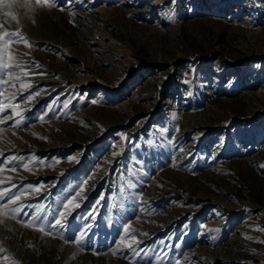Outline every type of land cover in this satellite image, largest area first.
I'll list each match as a JSON object with an SVG mask.
<instances>
[{
    "label": "rangeland",
    "instance_id": "1",
    "mask_svg": "<svg viewBox=\"0 0 264 264\" xmlns=\"http://www.w3.org/2000/svg\"><path fill=\"white\" fill-rule=\"evenodd\" d=\"M52 2H0V264H264V0Z\"/></svg>",
    "mask_w": 264,
    "mask_h": 264
},
{
    "label": "snow or ice",
    "instance_id": "2",
    "mask_svg": "<svg viewBox=\"0 0 264 264\" xmlns=\"http://www.w3.org/2000/svg\"><path fill=\"white\" fill-rule=\"evenodd\" d=\"M0 2H3V0H0ZM36 4L38 5H47V6H55V4L52 2V0H35ZM6 15H11V13H6ZM15 19V17H13ZM0 27H2V25H0ZM22 41L26 46L31 47V43L22 35V33L16 31V32H3L0 33V84H8L9 81L3 79L4 74L6 73L9 77L15 79V80H20L19 76H14L13 77V73L11 71H8L9 69L13 68V67H20V64H12L10 63V61L13 60V56L12 55H7V57L5 58V50L7 49V46L10 43H14V42H19ZM37 67H40L39 64L36 65ZM21 71L24 72L25 75H28L29 73L27 72V70L25 69H21ZM12 87H15V84L11 85ZM20 87L22 89H27L31 87L30 83H25L23 81H21L20 83ZM13 97H9L8 99H12ZM31 96L28 97V100H31ZM93 103H95V101H93ZM65 107H67V105H65ZM11 108L12 113H13V117L15 116H20V112L18 111L19 106L18 105H7V104H2L0 103V124H5L7 123V119H12L13 117H8L7 119L4 117L3 113H5V111ZM41 119H43V117H41ZM175 119V117H174ZM22 123V118L21 119H17L15 120V123L13 125V127H19L20 124ZM124 139H126V137H123ZM117 155V153H113V157H115ZM15 159H19L18 157H16ZM69 159H75L74 157H70ZM110 163V162H108ZM28 165H25V168H27ZM99 170V169H98ZM94 178V177H90ZM86 183V182H85ZM40 189H34V191H39ZM7 194V190H4L3 192H0V200H2L4 198V196ZM77 195H79V193H77ZM19 197H16L15 200H10L8 203H4V204H0V216H9V217H15L16 215H19L21 212V207H13L10 208L8 206L9 203L11 204H15L16 200H18ZM72 204V201L69 200L68 204H65V209L68 208V205ZM65 214L61 213V217H63ZM34 223V221L32 222ZM56 225L59 226H63L62 224V220H57L56 221ZM37 230L39 231H44L43 227H39ZM127 231V229H126ZM47 234V233H46ZM83 237H79L77 238L75 241H70V242H74L76 244H80L82 242Z\"/></svg>",
    "mask_w": 264,
    "mask_h": 264
},
{
    "label": "bare ground",
    "instance_id": "3",
    "mask_svg": "<svg viewBox=\"0 0 264 264\" xmlns=\"http://www.w3.org/2000/svg\"><path fill=\"white\" fill-rule=\"evenodd\" d=\"M260 5H261V4H257L258 7H260ZM261 7H262V6H261ZM162 104H163V103H162ZM191 128H192V127H191ZM193 128H195V127H193ZM75 144H79V143L76 142ZM189 146H190V145H189ZM7 148H8V147H7ZM190 148H191V147H190ZM8 149H9V148H8ZM188 149H189V148H188ZM10 150H11V149H10ZM83 150H84V147H82V149H81L80 151H83ZM97 182H98V181H97ZM168 225L171 226V225H172L171 222H170Z\"/></svg>",
    "mask_w": 264,
    "mask_h": 264
}]
</instances>
